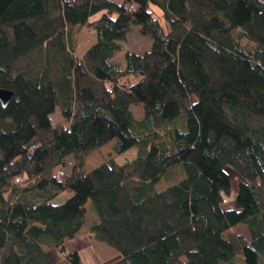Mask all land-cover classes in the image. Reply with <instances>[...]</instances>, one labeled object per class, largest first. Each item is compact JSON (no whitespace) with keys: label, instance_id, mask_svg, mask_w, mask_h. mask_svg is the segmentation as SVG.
<instances>
[{"label":"trees","instance_id":"obj_1","mask_svg":"<svg viewBox=\"0 0 264 264\" xmlns=\"http://www.w3.org/2000/svg\"><path fill=\"white\" fill-rule=\"evenodd\" d=\"M0 89V264H264V0H0Z\"/></svg>","mask_w":264,"mask_h":264},{"label":"rangeland","instance_id":"obj_2","mask_svg":"<svg viewBox=\"0 0 264 264\" xmlns=\"http://www.w3.org/2000/svg\"><path fill=\"white\" fill-rule=\"evenodd\" d=\"M113 1L117 3H122L125 0H113ZM153 8L156 9L155 7ZM156 10L158 11V9ZM78 37H79V45L76 53L77 55L81 56L86 52V50L92 44L96 42L97 35L95 32L84 29L80 34H78ZM123 45H124L123 50L114 59H112L111 62L124 63L125 53L127 51L142 54L150 50L152 46V40L149 37L141 35L138 26L132 25L131 31L126 38V41L123 42ZM132 111L137 119H142L145 115V111L143 107L140 105H133ZM51 118L53 120V123L55 124L62 121L59 110H57V112L53 114ZM115 142L116 140H113L108 144H106L103 148L96 150L89 155L85 166L86 172H90L94 170L95 168L99 167L100 165L104 164L105 162L109 161L114 157L117 163L119 164L127 163L128 161H131L137 157L138 155L137 148H132L122 154L115 155L113 152V146ZM233 183L234 184L236 183V177L234 176H233ZM234 192H236V189L234 190ZM234 192L231 197L232 200H234L235 198ZM71 196H72V192L65 191L62 192L59 196H57V198L53 202L54 204H62L66 202ZM88 218L90 219L91 222H94L95 220L97 221V214L91 210L88 213ZM242 230L243 232H245V234H247L246 229L243 228ZM70 243L71 242H68L66 244V250L70 251L71 247L72 249L80 250L81 251L80 256L84 264H108L109 262L114 261L118 258V253L116 250L105 244L98 242L95 243L93 242L94 244L92 245L91 241L88 238L82 240V242L78 244H75V246L71 245V247H69ZM62 257L65 256L62 255Z\"/></svg>","mask_w":264,"mask_h":264},{"label":"crops","instance_id":"obj_3","mask_svg":"<svg viewBox=\"0 0 264 264\" xmlns=\"http://www.w3.org/2000/svg\"><path fill=\"white\" fill-rule=\"evenodd\" d=\"M81 237H84V238H81ZM81 239L82 240H85V239H87V237H85V236H79V237L75 238L74 240L69 241V242H71L70 245H69V247H71V245H74L75 246V244H78V243L82 242ZM91 243H92V245L94 244L92 241H91ZM71 250L72 251H78L81 254V251L80 250H78V249L77 250L76 249H72V247H71L70 251H68V252H71ZM53 253H54V256L56 257L57 264H68L67 260L64 257H62V255L60 254L59 251L54 250Z\"/></svg>","mask_w":264,"mask_h":264},{"label":"water","instance_id":"obj_4","mask_svg":"<svg viewBox=\"0 0 264 264\" xmlns=\"http://www.w3.org/2000/svg\"><path fill=\"white\" fill-rule=\"evenodd\" d=\"M12 97L13 92L7 91L5 89H0V102L3 107H6L9 104Z\"/></svg>","mask_w":264,"mask_h":264},{"label":"built area","instance_id":"obj_5","mask_svg":"<svg viewBox=\"0 0 264 264\" xmlns=\"http://www.w3.org/2000/svg\"><path fill=\"white\" fill-rule=\"evenodd\" d=\"M64 174H65V172H64V171H63V172H60V175H61V176H64Z\"/></svg>","mask_w":264,"mask_h":264}]
</instances>
